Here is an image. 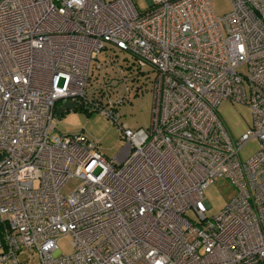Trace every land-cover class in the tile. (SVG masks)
Masks as SVG:
<instances>
[{"label":"built area","instance_id":"obj_1","mask_svg":"<svg viewBox=\"0 0 264 264\" xmlns=\"http://www.w3.org/2000/svg\"><path fill=\"white\" fill-rule=\"evenodd\" d=\"M211 1L0 0V264H264V0L222 16ZM150 76L149 126L133 132L119 108ZM65 101L117 126L112 161L54 132ZM221 101L251 110L237 141ZM218 179L236 194L207 218Z\"/></svg>","mask_w":264,"mask_h":264},{"label":"rangeland","instance_id":"obj_2","mask_svg":"<svg viewBox=\"0 0 264 264\" xmlns=\"http://www.w3.org/2000/svg\"><path fill=\"white\" fill-rule=\"evenodd\" d=\"M103 1L111 2L114 0ZM131 2L141 13L149 9L147 0H131ZM211 7L217 16L225 15L231 9L229 0H212ZM102 54L98 57L99 60L102 59ZM124 56L127 55H121V58ZM241 72L245 73L246 71L241 69ZM151 78L152 76L146 82L140 79L137 84H130L136 91L131 89L127 101L119 108L121 115L119 123L133 132L138 129L145 130L149 126L152 105L149 83ZM215 112L233 141H237L242 134L251 128L252 114L247 105L221 101L217 105ZM54 124L56 126L54 132L56 134L67 135L82 132L85 137L97 142L99 152L108 161H112L125 144L117 126L100 112L71 111L60 119L56 118ZM261 146L257 139L248 140L239 150V159L242 162L248 160L261 149ZM235 194V188L225 179L211 180L203 193L204 199L210 206L206 211V217L211 218L217 215ZM186 215L195 219V214L192 210L187 211ZM70 241L71 238L69 236H62L56 242L58 250L64 256L72 253ZM25 257L26 255L20 256L21 259H25ZM33 257L32 264H35L36 256L34 255Z\"/></svg>","mask_w":264,"mask_h":264},{"label":"water","instance_id":"obj_3","mask_svg":"<svg viewBox=\"0 0 264 264\" xmlns=\"http://www.w3.org/2000/svg\"><path fill=\"white\" fill-rule=\"evenodd\" d=\"M71 111H83L82 107L75 105L73 102H61L60 106L56 109V115L61 116Z\"/></svg>","mask_w":264,"mask_h":264},{"label":"crops","instance_id":"obj_4","mask_svg":"<svg viewBox=\"0 0 264 264\" xmlns=\"http://www.w3.org/2000/svg\"><path fill=\"white\" fill-rule=\"evenodd\" d=\"M68 113V112H67ZM67 113H65V114H67ZM65 114H63V115H61V116H64ZM61 116H58V118L60 119L61 118Z\"/></svg>","mask_w":264,"mask_h":264},{"label":"trees","instance_id":"obj_5","mask_svg":"<svg viewBox=\"0 0 264 264\" xmlns=\"http://www.w3.org/2000/svg\"><path fill=\"white\" fill-rule=\"evenodd\" d=\"M62 117V116H61Z\"/></svg>","mask_w":264,"mask_h":264}]
</instances>
